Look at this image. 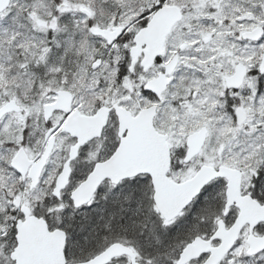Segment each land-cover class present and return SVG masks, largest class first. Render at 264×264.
I'll return each mask as SVG.
<instances>
[{
  "label": "snow or ice",
  "instance_id": "6c2138e0",
  "mask_svg": "<svg viewBox=\"0 0 264 264\" xmlns=\"http://www.w3.org/2000/svg\"><path fill=\"white\" fill-rule=\"evenodd\" d=\"M0 264H264V0H0Z\"/></svg>",
  "mask_w": 264,
  "mask_h": 264
}]
</instances>
